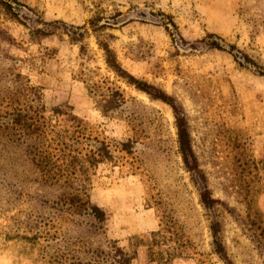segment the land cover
<instances>
[{
	"label": "rangeland",
	"instance_id": "obj_1",
	"mask_svg": "<svg viewBox=\"0 0 264 264\" xmlns=\"http://www.w3.org/2000/svg\"><path fill=\"white\" fill-rule=\"evenodd\" d=\"M10 3L12 13L0 5V101L27 79L48 108L70 105L114 158L98 165L89 191L105 212L97 229L92 219L58 210L53 200L65 188L42 184L21 146L1 149L0 264L40 260L26 241L12 242L10 251L5 233H53L55 224L58 244L42 253L82 257L86 245L115 239L125 246L129 236L169 221L188 243L189 257L173 264H264V0ZM93 18L108 25L102 33L113 35L121 65L181 109L198 168L220 203H201L178 153L171 106L107 71ZM69 30L83 33L80 41H71ZM94 84L119 88L123 103L103 116L98 94L89 92ZM126 141L129 152L119 144ZM214 223L225 258L215 251Z\"/></svg>",
	"mask_w": 264,
	"mask_h": 264
},
{
	"label": "trees",
	"instance_id": "obj_2",
	"mask_svg": "<svg viewBox=\"0 0 264 264\" xmlns=\"http://www.w3.org/2000/svg\"><path fill=\"white\" fill-rule=\"evenodd\" d=\"M10 1L13 0H0L1 7L8 12L12 10ZM97 22L96 18L89 20L96 33L97 45L102 51L107 71L117 80L171 106L175 115L178 153L185 169L191 173L194 183L199 188L201 203L206 208L220 203L218 199L212 197L205 177L198 168L181 109L166 93L134 76L121 65L110 43L113 35L102 33L108 25ZM68 32H70L68 34L70 40L75 43L83 36V33L78 31ZM210 44L222 49L217 42L213 41ZM107 80L109 81V77L106 76L101 83L107 84ZM20 85L19 93L5 96L0 101V150L9 144L21 146L25 157L38 172L42 184H59L65 188L53 200L58 210L66 215L92 219L94 227L102 229L105 212L100 206L91 202L89 191L98 165L113 161L114 157L108 142L93 136L87 129L86 122L73 113L70 105L60 104L48 108L42 101L41 95L35 93V88L27 79ZM99 86L96 84L89 86V92L93 97L96 96L94 94H98L93 99L95 105L103 116H107L123 103L124 97L119 88L108 86L103 91ZM119 144L122 150L130 151L129 141ZM169 223H160L156 230L129 236L125 246L119 245L118 240L115 239H107L105 247L86 245L81 251L82 257L61 250L54 251L49 256L42 253L43 247L58 244L59 236L56 232L59 226L53 223L55 227L53 233H49V230L34 234L5 233L3 239L13 240L6 245L10 251L13 250L16 241H26L31 247H37L40 255L39 264H133L139 259L141 251L144 252L146 264H173L177 259L189 257L188 243L174 226L175 223L172 221ZM44 224L46 225L47 222ZM211 229L215 251L225 258L217 237L219 231L217 223L211 225ZM1 234L2 231L0 237Z\"/></svg>",
	"mask_w": 264,
	"mask_h": 264
},
{
	"label": "crops",
	"instance_id": "obj_3",
	"mask_svg": "<svg viewBox=\"0 0 264 264\" xmlns=\"http://www.w3.org/2000/svg\"><path fill=\"white\" fill-rule=\"evenodd\" d=\"M133 264H146L143 251H141L139 259L135 261ZM175 264H187V263H175Z\"/></svg>",
	"mask_w": 264,
	"mask_h": 264
}]
</instances>
